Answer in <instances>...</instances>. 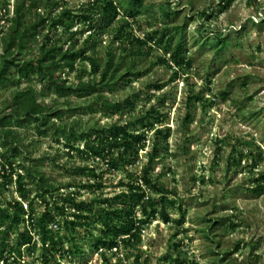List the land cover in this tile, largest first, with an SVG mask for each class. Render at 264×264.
<instances>
[{
	"label": "rangeland",
	"instance_id": "obj_1",
	"mask_svg": "<svg viewBox=\"0 0 264 264\" xmlns=\"http://www.w3.org/2000/svg\"><path fill=\"white\" fill-rule=\"evenodd\" d=\"M16 1L0 0L2 13L10 11L11 16ZM54 1L60 2L56 12L62 6L81 13L83 7L88 8V3L95 0ZM221 1L145 0L147 11L130 20L132 25L124 32L125 44H129L128 37L143 38L159 30L155 35L159 38L165 27L172 30L180 25L183 27L181 34L185 35L186 57L192 60V66L182 70L159 62L161 56L170 57L179 34L165 39L162 44L150 41L142 57L126 58L122 65L120 75L131 79L130 83L119 79L113 85L101 86L104 95L113 100L125 103L132 99L133 103L121 113L106 115L102 111H91L87 105L93 100L92 96L64 98L51 92L39 98L52 107L64 109L63 121L67 124L77 122V129L101 128L114 122L124 124L145 115L152 107L165 114L164 121L147 132V146L140 151L136 165L130 166L131 172L145 167L155 130L169 129L168 137L160 143L151 176L167 189L165 204L170 220L166 221L160 213L142 225L139 242H121L119 248L105 255L95 251L91 244L94 239L90 234L99 235V225L91 227V231L77 226L76 239L82 246V253H58L62 264H264V193L256 195L250 190L264 174V0H234L227 9H222ZM46 3L47 0H42L39 12L46 13ZM29 16L34 19L35 9ZM94 19L93 29H100V15L96 14ZM6 23L1 14L3 34L8 32ZM123 23L121 15L106 27L104 34L90 38L97 41L95 51L90 49L86 53L87 58L79 63L76 72L62 73L69 83H78L80 79L100 80L109 52L116 54V62L122 60L124 42L114 35ZM83 27L84 22H80L72 29ZM46 33L47 28L40 36L32 33V49L24 57L37 54ZM89 33L79 35L76 45L69 42L66 47L74 45L80 49ZM52 35L64 43L63 28ZM221 39H227L224 47H221ZM129 65L134 66V73L143 74L138 77L127 74ZM29 84L37 91L43 86L39 78H35L23 83L21 88ZM15 91L16 87L0 90V117L10 113L7 104ZM193 94L201 98L189 104L188 97ZM61 122L56 119V124ZM12 128L16 129L24 151L19 161L26 158V162L39 165L52 182L64 187L62 192H75L77 199L84 201L88 208L93 206L97 211L100 200L128 189L121 183L129 181L124 170L104 174L101 189L82 188L88 177L78 173L75 166L90 164L105 169L106 165L97 159L83 160L76 152L68 154L52 133L41 135L34 124L14 122ZM3 141L0 130V154L5 151ZM17 176V172L14 173L12 182L0 187V203L6 205L21 199ZM148 194L159 201L160 196L155 192L148 190ZM34 196L35 192L30 193V198ZM23 203L28 209L27 201ZM45 208L44 203L35 199L36 215ZM70 214L69 219H72ZM137 214L143 218L139 208ZM58 224L63 225L61 218L51 226L58 229ZM26 228H29L27 221L10 230L11 244L18 242ZM31 230L33 244L29 249L26 245L22 247L21 258L13 254L8 259L11 264H43L40 237L36 230ZM64 245L68 249L73 244L68 239ZM0 264L7 262L0 260Z\"/></svg>",
	"mask_w": 264,
	"mask_h": 264
},
{
	"label": "trees",
	"instance_id": "obj_2",
	"mask_svg": "<svg viewBox=\"0 0 264 264\" xmlns=\"http://www.w3.org/2000/svg\"><path fill=\"white\" fill-rule=\"evenodd\" d=\"M233 1L222 0L220 6L222 9H227ZM41 3L42 0H17L13 5L11 16H9L10 11L3 14L0 7V15L2 14L8 22L6 23L8 32L3 34L4 31L0 30V41L3 43V54L0 55V90L16 87V91L7 104L10 113L0 117V130L4 140L2 146L5 148V151L0 154V187L8 186L12 182L14 173L17 172L16 184L21 198L6 205L0 203V260L7 264H11L8 259L13 254H16L18 258L23 256L24 245L29 249L33 244L31 228L36 230L40 237L43 264L52 262L62 264L58 253H64V255L82 253V246L76 239L77 226L86 227L91 231V227L99 225L100 234L97 236H94L92 232L90 234L94 239L91 244L95 251L105 255L113 252L114 248H119L121 242L128 244L139 242L142 225L156 218L160 213L166 221L170 220L165 204L167 189L151 176L152 165L160 153V143L162 139L165 140L168 137L169 129L155 130L153 147L148 153L145 167L140 171H130V166L136 165L140 151L147 146L149 138L147 132L156 123L164 121L165 114L152 107L145 115L124 124L114 122L101 128L77 129V122L67 124L63 121L66 115L64 109L52 107L44 101H39V98H44L51 92L64 98L92 96L93 100L87 105L91 111H102L106 115L121 113L127 105L133 103L132 99H127L125 103L113 100L104 95L101 86L113 85L114 81L119 79L124 80L126 84L130 83L131 79H126L123 74L120 75L125 59L142 57L145 53L144 47H148L150 41L154 40L162 44L165 39H173L177 34L179 36L172 54L169 58L159 57V62L182 70L192 66V60L186 57L185 35L181 34L183 27L180 25L172 30L165 27L159 38L155 37L160 33L159 30L148 33L143 38L128 37L129 44H125L124 32L132 25L130 20H135L147 11L145 0H102L101 3L95 0L88 3V8L83 7L84 12L81 13H75L74 9L62 6L61 10L56 12L60 2H53V0H47L46 13H42L38 11L43 6ZM8 6L9 4L6 5ZM34 9L35 17L32 19L29 14ZM96 14L101 17L100 29H93ZM121 15L124 23L114 36L117 40L124 42L122 60L119 63L116 62V54L109 52L105 67L99 75L100 80L80 79L78 83H69L66 75L62 73L76 72L79 63L87 58L86 53L90 49L95 51L97 41H91L90 38L104 34L106 27ZM80 22H84V27L73 30L72 27ZM39 28L40 31H38ZM45 28L48 33L42 36L37 54L29 58L24 57L32 49V33L40 36ZM60 28H63L66 36L64 43L52 35ZM88 31L90 36L84 40V46L77 49L74 45L79 40L78 36ZM226 40L221 39V47H224ZM69 42H74V45L66 47ZM133 69L134 66L129 65L127 74L136 75V77L143 74L142 72L134 73ZM35 78H39L43 84L39 91L32 84L21 88L23 83L31 82ZM156 88L161 87L156 85ZM200 98V95L193 94L188 97L187 102L193 104ZM189 116L190 114L188 118ZM56 119L62 122L56 124ZM14 122L17 125L34 124L41 135L47 136L52 133L56 142L62 144L68 154L76 152L83 160L97 159L106 165L105 169L90 164L75 166L78 173L88 177V182L82 185V188L101 189L104 185L102 182L104 174L124 170L129 181L127 183L121 181V183L123 186L127 185L128 189L116 193L112 198L100 200L97 211L93 206L88 208L84 201L77 199L78 195L75 192H62L61 188L64 187L52 182L39 165L26 162V158H23L24 161H19L24 151L19 145L20 139L16 129L12 128ZM8 137H11V140H8ZM18 161L19 163L16 164ZM53 162L58 164L56 159ZM148 190L159 195V201L151 199ZM250 190L256 195L264 193V174L256 180L255 186ZM32 192H35V196L30 198ZM48 198H52V201ZM35 199L46 206L45 210L37 215L34 210ZM25 201H27L28 209L24 208ZM138 208L143 218L138 216ZM69 214L72 219H69ZM60 218L63 225L58 224L56 225L58 229H54L51 223ZM26 221L29 228L23 231L17 243L11 244L10 230L20 227ZM182 222L183 220L179 221L180 224ZM68 239L73 245L65 249L64 242Z\"/></svg>",
	"mask_w": 264,
	"mask_h": 264
}]
</instances>
